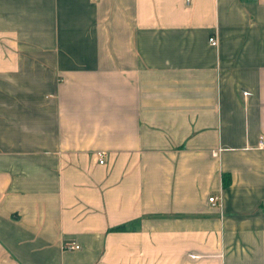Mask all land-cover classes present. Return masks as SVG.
I'll list each match as a JSON object with an SVG mask.
<instances>
[{
  "label": "crops",
  "instance_id": "crops-1",
  "mask_svg": "<svg viewBox=\"0 0 264 264\" xmlns=\"http://www.w3.org/2000/svg\"><path fill=\"white\" fill-rule=\"evenodd\" d=\"M261 134L264 0H0V264H264Z\"/></svg>",
  "mask_w": 264,
  "mask_h": 264
},
{
  "label": "built area",
  "instance_id": "built-area-1",
  "mask_svg": "<svg viewBox=\"0 0 264 264\" xmlns=\"http://www.w3.org/2000/svg\"><path fill=\"white\" fill-rule=\"evenodd\" d=\"M209 38H210V42H211L212 45H218L219 38L216 35H210ZM244 93L246 94L247 90H244ZM259 137H260L259 145L261 147H264V135L261 134ZM97 153H98V156L100 157V162H105L106 158L104 157L105 156L104 151L103 150H99ZM215 199H216L215 195L214 196H210V200L211 201H215ZM79 246L80 245H78V244H71V245H69V248L79 247Z\"/></svg>",
  "mask_w": 264,
  "mask_h": 264
}]
</instances>
